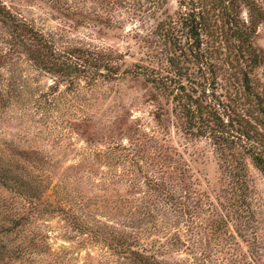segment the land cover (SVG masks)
<instances>
[{"label":"rangeland","instance_id":"1","mask_svg":"<svg viewBox=\"0 0 264 264\" xmlns=\"http://www.w3.org/2000/svg\"><path fill=\"white\" fill-rule=\"evenodd\" d=\"M252 1L264 12V0ZM0 5L47 42L62 62L89 74L64 82L37 69L20 39L0 21V180L19 178L25 194L18 197L0 183V264H128L100 239L122 228L144 242L165 245L170 252L162 257L166 261L188 264L203 252L210 264H228L235 255L245 264L250 254L234 253V241L223 235L234 234L236 224L244 226L247 239H256L253 264H264V178L246 157L233 158L238 169L245 164L247 175V192L234 215L239 187L219 151L207 137L186 134L172 99L142 78L164 74L165 46L156 34L161 23L176 21L184 11L180 0H0ZM239 19L247 28L244 8ZM221 26L222 57L229 54L234 61L221 67L228 69V80L220 83L245 102V71L251 90L262 95L264 22L250 32L259 58L253 69L231 31ZM85 59H103L122 72L111 77ZM147 180L188 198V211L177 208L167 215V225L155 228L154 208L164 211L165 199L151 191ZM27 194L43 195L40 201L49 203L67 194L68 202L88 204L90 234L74 231L58 215L33 213ZM28 211V219L10 225ZM217 219L227 228L209 227ZM213 227L217 232H211ZM175 235V245H168ZM236 242L240 245V239Z\"/></svg>","mask_w":264,"mask_h":264},{"label":"trees","instance_id":"2","mask_svg":"<svg viewBox=\"0 0 264 264\" xmlns=\"http://www.w3.org/2000/svg\"><path fill=\"white\" fill-rule=\"evenodd\" d=\"M164 1L154 0V3L159 4ZM180 6H184V11L177 14L176 21L170 18L166 22L167 24L161 23L156 34L162 39L165 46L164 52H161L162 64H165L164 74L158 72L159 78L152 75L142 78L160 96L172 99L174 104L173 113L183 121L186 134L198 139L207 137L214 148L219 151L218 157L225 168L232 172L233 178L239 187L238 196L232 201L234 215H237L240 213L238 209L242 203L241 199L247 192L245 186L247 175L245 164H241V168L238 169L233 158L238 160L242 156L246 157L264 178V92L260 95L256 94L255 90H251V79L245 71L241 76L245 102L240 101L236 94L234 96L231 91L225 89L227 87L220 83L228 80V78H225L228 69H222L221 67L225 64L231 66L234 61L229 54H225V58L222 57L220 43L225 42V39L221 24L227 26L231 31V35L238 43L237 48H241L247 55V58L244 59L247 66L253 69L257 66L259 58L250 42V32L255 33L258 24L261 21L264 22V12H261L252 0H180ZM241 8L246 10L249 19L247 28L239 19ZM0 21L11 31L14 37L20 39L25 50L24 54L37 69L64 82L70 81L72 77L89 75L84 69L78 68L76 64L62 62L47 42L27 25L15 20L1 5ZM225 46L227 47V42ZM73 54L75 55V53ZM77 60L80 59L77 58ZM85 60L84 63L90 67L104 69L111 77L122 72L119 67H113L103 59ZM218 90L225 91V93L218 94ZM249 101L252 104L248 103ZM2 176L4 175L2 174ZM0 183L2 188L18 197L25 198V194L21 192L23 186L19 178L16 180L2 178ZM147 185L151 191L157 192L165 199L164 211L160 210V206L154 208V212H157L152 215L155 228L157 224L167 225L169 222L167 215L174 213L177 208L184 212L188 211L187 202H185L188 198H178L174 194L166 192L165 185L161 182L147 180ZM45 189L46 186H43L42 190ZM64 195L67 197L64 199L55 198L51 203L41 202L43 195L34 198L32 195L27 194V199L35 206L33 213L37 215H58L70 224L74 231L90 234V225L88 224L90 222V206L76 200L68 202L67 198L69 196ZM160 211H162V217L158 220ZM29 215L31 214L28 211L26 214L14 218L10 225L17 226L19 221L23 219L22 217ZM241 219H245L250 224L247 218ZM140 224H138L139 228ZM219 224L223 225L225 229L227 228L225 222L221 219H217L209 227L217 225L218 229ZM243 227L241 224H236L234 234L223 235L234 241L232 245L235 246L232 250L234 253L244 251V253L250 254L245 264H253L254 261L251 256L253 257L255 254L256 239H247L243 235ZM214 229L211 232H217V229ZM111 234L103 233L100 239H103L108 248L128 264H186L183 260H163L162 257L170 255V252L167 251L165 245L160 244L158 241V243L144 242L134 234L126 233L123 228L121 231L111 232ZM91 238L94 237L91 236ZM237 238L240 239V245L236 242ZM176 239L178 240V237L175 235L173 240L170 239L173 242L168 245L174 246V243H176L174 240ZM217 240L220 242L219 236ZM235 258H237L236 255L228 264H241ZM207 259L202 252L199 258L188 260V264H204L208 261ZM32 264H35V262H32Z\"/></svg>","mask_w":264,"mask_h":264}]
</instances>
